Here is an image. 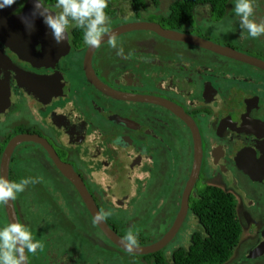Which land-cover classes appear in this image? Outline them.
Listing matches in <instances>:
<instances>
[{
    "label": "flooded vegetation",
    "instance_id": "1",
    "mask_svg": "<svg viewBox=\"0 0 264 264\" xmlns=\"http://www.w3.org/2000/svg\"><path fill=\"white\" fill-rule=\"evenodd\" d=\"M215 1L108 0L105 27L109 32L155 23L216 44L205 34L215 33L212 24L219 20L223 27L235 0H226L222 14L214 11ZM253 6V19L264 21V0H253ZM240 33L237 46H221L264 61L249 53L258 45L264 55V36ZM67 36L66 53L57 57L52 51L42 62L23 61L2 45L7 60H0V148L18 134H31L45 139L53 151L24 141L9 162L10 181H36L22 192L25 212H19L17 198L12 200L17 221L41 244L35 254L26 253L27 264H113V259L118 264H172L176 250L187 249L192 234L201 230L193 200L210 186L234 197L241 226L233 253L222 264H264V70L151 29L115 35L117 49L106 39L90 51L84 30L71 24ZM86 55L95 81L122 97L88 81ZM19 79L26 80L25 88ZM152 97L175 104L187 121ZM56 159L72 168L85 196ZM192 173L178 230L154 252L129 253L113 245L88 209L89 203L105 214L103 221L123 239L132 232L137 246L155 245L174 225ZM51 216L67 232L40 234ZM3 218L0 226L8 223L5 210Z\"/></svg>",
    "mask_w": 264,
    "mask_h": 264
},
{
    "label": "water",
    "instance_id": "2",
    "mask_svg": "<svg viewBox=\"0 0 264 264\" xmlns=\"http://www.w3.org/2000/svg\"><path fill=\"white\" fill-rule=\"evenodd\" d=\"M31 10H32L31 0H18V3L13 5L11 8H4L2 11H0V60H5V59L7 60V57L4 55L2 45L9 48L13 53H15L18 56L19 59L30 63H34L32 61L42 62V60L49 59L47 56L51 55L52 51L56 53L57 57L63 56L66 53L68 49V36L63 43L56 44L55 41L52 39L49 29L40 18L34 19V27L32 28L31 31L26 30L25 23L21 21V16H29ZM130 29H151L157 32L159 35L164 36L166 38L186 41L192 45L202 47L218 55H222L236 61H242L244 63L253 65L257 68L264 70V61L258 58L238 52L237 50L232 49L230 47H224L215 44L211 41L202 39L194 35H186L174 31L163 30L159 25L155 23L139 22V23L128 24L115 28L109 31L104 36V39L102 41L108 39L109 35L115 36ZM41 41L43 42L42 44L43 46L42 45L38 46V43H40ZM92 49L93 48H89L90 51ZM85 65H86L85 69L87 71L89 70L87 73L88 81L94 83V85L98 89L102 90L104 93H107L108 95L115 96L118 98L122 97L120 94L104 87L101 82L95 81L94 75L90 72V56L88 57V55H86ZM24 78H28V77L25 76ZM25 82H26L25 79H19V83L24 88L26 87ZM150 100L165 105L166 107L170 108L173 112L177 113L183 120L187 121L183 111L175 104L156 97H152L150 98ZM30 140L42 144L45 147V149L50 152V154H53L51 146L47 143L45 139L31 134H18L12 137L8 141V143L6 144V146L4 147L1 153L0 176L6 177L9 180V173H8L9 162L15 147L24 141L27 142ZM196 161L197 162L200 161V153L197 150L195 153V162ZM57 162L60 169L68 176L67 178L70 179L73 182V184L76 186L78 191H80L81 194L85 196V193H87V191L84 185L82 184V182L80 181V179L73 172L72 168L68 165L61 163L58 160ZM193 177L194 176L192 173L189 182H186L185 185L186 189L184 191L185 202H183V205L180 208L178 217L174 225L170 228L169 232L163 237V239L155 245H147V246L136 245L132 250H129L124 243V239L121 236H119L112 228H110L107 225V223L103 221V219H97V217L100 214L97 211V209L94 207V205L88 203V209L95 218L98 228L103 232L106 238L113 245L129 253L146 254V253L154 252L155 250H158L160 247L165 245L166 242L178 230V227L184 217L187 208V199L190 194V188L194 181ZM3 206L7 217V221L8 222L17 221L13 202L9 201L6 205Z\"/></svg>",
    "mask_w": 264,
    "mask_h": 264
},
{
    "label": "clouds",
    "instance_id": "3",
    "mask_svg": "<svg viewBox=\"0 0 264 264\" xmlns=\"http://www.w3.org/2000/svg\"><path fill=\"white\" fill-rule=\"evenodd\" d=\"M17 3L18 0H0V11ZM31 3L30 15L21 16L26 30L31 31L34 19L40 18L56 44H61L67 39L70 24L84 29V43L93 49L101 46L104 36L108 33L105 25L109 17L104 11L108 7V0H56L54 7L60 10L58 13L46 6L44 0H31ZM234 16L241 31L247 32L245 38L256 39L264 36V21L256 22L253 19V0H235ZM108 44L111 48L117 49V40L114 36L109 35ZM118 54L124 55L122 48L118 49ZM35 182L30 177L14 182L0 176V205L15 200L18 193H22L26 186ZM104 215H99L97 219H103ZM124 243L132 250L138 241L136 236L129 232L124 237ZM40 247L41 244L33 239L31 230L24 223L9 221L0 226V264H27L26 253L35 254Z\"/></svg>",
    "mask_w": 264,
    "mask_h": 264
},
{
    "label": "trees",
    "instance_id": "4",
    "mask_svg": "<svg viewBox=\"0 0 264 264\" xmlns=\"http://www.w3.org/2000/svg\"><path fill=\"white\" fill-rule=\"evenodd\" d=\"M44 1L56 3V0ZM214 5V11L222 14L227 1L218 0ZM185 15L189 18L190 12ZM193 212L201 230L192 234L187 249L176 250L172 264H222L227 261L241 234L234 197L220 188L206 187L200 198L193 200Z\"/></svg>",
    "mask_w": 264,
    "mask_h": 264
},
{
    "label": "rangeland",
    "instance_id": "5",
    "mask_svg": "<svg viewBox=\"0 0 264 264\" xmlns=\"http://www.w3.org/2000/svg\"><path fill=\"white\" fill-rule=\"evenodd\" d=\"M212 25H215L217 27V30L215 31V33H212V34L209 33V35H207V34H205V35L207 37L215 40L216 44H219V45L230 44L232 46H237L238 44L236 43L235 35H237V36H243L244 35L243 33H240L241 29L239 27L238 20L234 16V8L229 13L228 18L225 21L223 27L220 25V20L217 22H214ZM251 42H254V41H251ZM258 44L263 45L261 42H258ZM257 50L259 52L263 51L262 48L258 45H257ZM258 51H255V48H253L252 50L249 51V53H254L255 55L261 56V58H264V55H262ZM22 162L23 161L21 160L20 164H22ZM26 196L27 195H25L24 193H18L17 194V201L22 203V204L18 203L19 212H25L24 205L27 204ZM3 211H4L3 208L0 207V212L2 214H3ZM1 220H4V218ZM47 229L53 230V232L56 230H59V231L64 230L65 232H67L66 231L67 226L59 224L58 219H56L53 216L47 218V223L45 224V226L42 229V231L40 232V234L42 232H43V234H46ZM85 246L86 245H81L80 247H83L84 249L87 248L89 250H92V248L90 246H87V247H85ZM94 253L98 254L100 258L102 256H105L102 253H99L97 250L94 251ZM92 255L94 256L93 252H92ZM112 262H113V264H118V260H116V259H113Z\"/></svg>",
    "mask_w": 264,
    "mask_h": 264
},
{
    "label": "crops",
    "instance_id": "6",
    "mask_svg": "<svg viewBox=\"0 0 264 264\" xmlns=\"http://www.w3.org/2000/svg\"><path fill=\"white\" fill-rule=\"evenodd\" d=\"M0 221H2V220H0ZM4 224H1V226H3Z\"/></svg>",
    "mask_w": 264,
    "mask_h": 264
}]
</instances>
